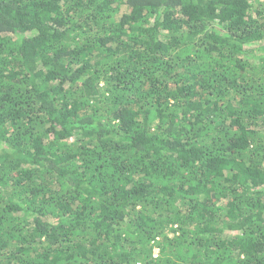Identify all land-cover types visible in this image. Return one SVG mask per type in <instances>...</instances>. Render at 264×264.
Here are the masks:
<instances>
[{
	"label": "trees",
	"instance_id": "1",
	"mask_svg": "<svg viewBox=\"0 0 264 264\" xmlns=\"http://www.w3.org/2000/svg\"><path fill=\"white\" fill-rule=\"evenodd\" d=\"M0 264H264V0H0Z\"/></svg>",
	"mask_w": 264,
	"mask_h": 264
}]
</instances>
